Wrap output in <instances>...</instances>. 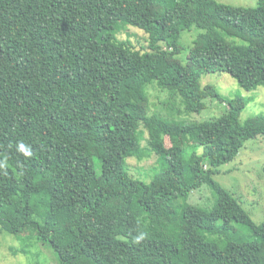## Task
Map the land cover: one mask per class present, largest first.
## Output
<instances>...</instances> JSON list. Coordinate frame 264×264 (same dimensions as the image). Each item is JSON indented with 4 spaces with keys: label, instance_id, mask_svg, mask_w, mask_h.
Segmentation results:
<instances>
[{
    "label": "trees",
    "instance_id": "1",
    "mask_svg": "<svg viewBox=\"0 0 264 264\" xmlns=\"http://www.w3.org/2000/svg\"><path fill=\"white\" fill-rule=\"evenodd\" d=\"M126 26L147 44L120 40ZM1 57L0 232L48 243L59 264H264V221L214 177L264 138V115L242 121V95L201 81L245 85L264 62V0H0ZM154 82L172 112L226 109L152 111ZM150 153L152 178L134 177L128 158ZM204 183L214 204L189 202Z\"/></svg>",
    "mask_w": 264,
    "mask_h": 264
},
{
    "label": "rangeland",
    "instance_id": "2",
    "mask_svg": "<svg viewBox=\"0 0 264 264\" xmlns=\"http://www.w3.org/2000/svg\"><path fill=\"white\" fill-rule=\"evenodd\" d=\"M235 6H253L257 0H218ZM199 29L193 27L184 31L182 35L183 50L177 58L185 62L187 52L191 45L192 38L197 35ZM147 34L133 26H126L118 33L120 40H130L139 48L147 44ZM3 61L0 58V64ZM1 69V68H0ZM264 77V62L254 60L252 69L245 79V85H240L227 71L205 73L201 81L203 85L213 84L225 97L242 95L246 99V106L241 113V120L263 114L264 115V85L253 87L257 79ZM149 85V96L151 110H160L163 113L174 114L176 119L202 120L211 116L222 114L226 106L222 103H211L210 107L202 110L201 113L187 115L179 111L172 112L166 102L169 94L159 90L154 84ZM178 108V107H177ZM172 118V117H171ZM143 147L147 145L146 140L142 141ZM156 155L150 153L139 159L135 156L128 158V166L134 177L150 181L153 174V167L156 164ZM215 179L225 188L235 193L240 199L244 209L258 223L264 221V138L249 139L244 147L232 161L220 166V172L215 174ZM188 201L198 206H211L216 201V196L208 184H202L198 189L193 190ZM0 264H59L57 252L48 244L39 242L32 235H23L21 238L8 231L0 232Z\"/></svg>",
    "mask_w": 264,
    "mask_h": 264
}]
</instances>
